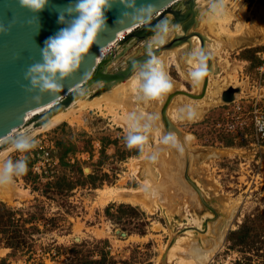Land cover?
Segmentation results:
<instances>
[{"label": "rangeland", "instance_id": "1", "mask_svg": "<svg viewBox=\"0 0 264 264\" xmlns=\"http://www.w3.org/2000/svg\"><path fill=\"white\" fill-rule=\"evenodd\" d=\"M227 13L228 20L214 17L208 0H195L188 32L204 34L207 46L214 42L212 50L223 49L215 53L220 71L212 90L219 95L239 85L237 101L264 43V0H229ZM194 37L176 51L178 62L170 66L164 60L173 91L178 85L201 91L185 60L199 47ZM118 68L117 62L110 70ZM96 89L49 127L32 128L29 120L14 131L33 133L36 149L0 148V160L27 156L29 168L9 187L0 186V264H264V142L248 126L230 127L236 122L234 101L222 102L213 92L198 104L178 94L167 116L184 143L180 154L161 143L167 131L160 108L168 94L147 103L129 94L126 101L110 103L98 102L104 92L93 96ZM187 104L197 108L195 122L178 115ZM131 111L160 117L142 121L151 125L143 153L125 144ZM156 151L153 162L147 156Z\"/></svg>", "mask_w": 264, "mask_h": 264}, {"label": "water", "instance_id": "2", "mask_svg": "<svg viewBox=\"0 0 264 264\" xmlns=\"http://www.w3.org/2000/svg\"><path fill=\"white\" fill-rule=\"evenodd\" d=\"M194 1L137 0L138 3L156 5L151 24L120 20L123 5L114 4L111 10L106 13L109 30L99 36L97 44H93L80 69L63 82L64 87L61 92L54 95L45 94L43 99L36 103L32 100L33 94L25 90L24 86L28 85L29 81L25 79L24 74L29 65L41 60L40 49L44 47L45 41L65 27L64 24L58 22V9L67 6L70 0H49L48 6L38 13L21 7L19 0H0V22L5 25L14 22L10 33L0 35V138L7 136L14 127L23 125L26 112L35 107L57 101L45 114H37L31 121L35 125H40L60 110L68 107L73 100L86 94L88 90L97 88L96 95H93L97 96L111 89L113 85L125 81L133 74V61L146 60L149 53L160 56L164 51L173 48L178 47V50H181L184 43L192 42L190 40L193 35L200 38L202 47H204L207 39L204 34L196 30L188 32L190 25L194 22ZM176 3L177 6L174 7ZM165 18L169 19L173 25H179L180 32H173L174 34L169 40L159 44V41L152 39L154 33L151 28ZM136 42H140V44L134 48ZM114 43L116 45L107 52L106 56L98 60L100 52L105 51ZM131 48L135 50L128 56H124ZM122 56L125 58L121 59ZM115 61L120 63V68L110 70L111 66H108ZM211 63L212 60L209 61L210 66ZM207 80L208 77H205L198 94L177 88L166 96L160 108L164 126L169 119L167 107L173 96L178 93L201 99ZM240 90L239 85L224 90L223 94L226 97L222 102H233L236 100V93ZM233 92H235L234 98H232ZM203 110H206V106L203 107ZM170 122L174 129L173 122L171 120ZM165 129L167 132L169 131L166 127Z\"/></svg>", "mask_w": 264, "mask_h": 264}, {"label": "clouds", "instance_id": "3", "mask_svg": "<svg viewBox=\"0 0 264 264\" xmlns=\"http://www.w3.org/2000/svg\"><path fill=\"white\" fill-rule=\"evenodd\" d=\"M116 3L123 5L120 20L151 24L156 11L153 3H138L137 0H70L67 6L58 9V22L65 27L45 41L44 47L40 49L41 60L29 65L24 74L29 81L24 87L33 94V101L39 103L45 94L54 95L63 90V82L80 69L93 44H97L99 36L109 30L106 13ZM19 4L38 13L48 6L49 0H19ZM228 4L229 0H208L210 15H226ZM13 24L0 22V35L10 33ZM151 30L154 33L152 39L163 44L169 35L179 30V25H173L165 18L152 26ZM187 55L190 61L188 76L195 85L211 74L214 66H210L209 61L214 59V53L205 47H193ZM132 69L133 90L140 102L159 100L175 87L165 62L152 53H149L146 60L133 61ZM177 112L181 119L192 122L199 119L197 108L192 104L180 107ZM145 116L149 121L160 119L159 114L143 111H131L126 117L128 128L124 137L125 144L128 149L137 148L141 153L149 145L147 133L151 127L150 124L142 123ZM258 130L264 131V127ZM5 143L10 144L14 151L28 153L37 148L39 141L31 132H20L0 138V144ZM161 143L175 148L180 154L185 152L184 143L175 131L164 134ZM159 154V151L149 152L147 158L155 162ZM28 171L27 156L0 160V186L13 184L16 178L26 175Z\"/></svg>", "mask_w": 264, "mask_h": 264}, {"label": "bare ground", "instance_id": "4", "mask_svg": "<svg viewBox=\"0 0 264 264\" xmlns=\"http://www.w3.org/2000/svg\"><path fill=\"white\" fill-rule=\"evenodd\" d=\"M204 0H202V2H203ZM194 3H195V1H194ZM194 11V8L192 9V12ZM230 17V15H228V13L226 14V17L225 18H227L226 20H228V18ZM213 18V17H212ZM218 21V20H217ZM180 31V30H179ZM178 31V32H179ZM131 32V31H130ZM184 32V31H183ZM197 37V36H196ZM123 38V37H122ZM200 39V38H199ZM194 40V35H193V37L191 38V40L190 41H193ZM159 44H161V43H159ZM207 43H206V41H205V43H204V47L205 48H207V49H209V47L206 45ZM116 45V43H114L112 46H110L108 49H106L105 51H103V52H100V55H99V57H98V60H100L101 58H103L104 56H106V54H107V52L113 47V46H115ZM165 53V51L163 52V53H161L160 54V56H158V57H160V58H162L163 60H165L166 61V59H167V57H168V54L170 53V54H172L173 56L172 57H174L173 59H174V61H176L177 62V60H176V50H167V52H166V54H164ZM165 55V56H164ZM115 62H117V61H115ZM115 62H113L112 64H110L108 67H112L114 64H115ZM186 62H187V64L190 66V61L189 60H186ZM211 66H214L213 67V70H212V72H211V74L208 76V80H207V85H206V88H205V92H204V95H203V97L201 98V99H195V98H193L192 96H187L189 99H190V102H195V103H203V102H206L205 100L207 99V100H209L208 99V97H210L209 95L210 94H212L213 92H217L216 94L218 95V90L217 91H213L212 90V88H213V85L214 84H216L215 82H216V79H217V76L219 75V71H220V69H219V64L217 63V61L215 60V58L212 60V63H211ZM132 76H133V74L128 78V79H126L125 81L126 82H119V83H117V84H115V85H113L112 87H111V89H109V90H107V91H105L103 94L104 95H102V97L100 96V97H98V98H96V100H98V102H101V100H106V101H108V102H110V103H117V102H121L122 100H124V101H126L127 100V96L129 95V94H132V97L133 98H136L135 97V95H136V93L134 92V90H133V83H132ZM203 83H204V80L202 81V82H200V83H198V87H200V89H201V87H202V85H203ZM229 87H234V86H229ZM215 88V87H214ZM217 88L219 89V87L217 86ZM235 88V87H234ZM227 89H229V88H226V89H224V90H227ZM220 90H221V88H220ZM219 90V91H220ZM224 90H221V92H220V94L218 95V97L219 98H222V100L224 101L225 100V98L224 97H226V95L225 94H223V92H224ZM200 91V90H199ZM88 92V91H87ZM86 92V93H87ZM239 93V92H238ZM238 93H236V98H237V94ZM101 94V93H100ZM84 95H86V94H84ZM84 95H82V96H84ZM177 95H178V93H176L174 96H173V98H172V100L170 101V103L168 104V107L172 104V101L174 100V98L175 97H177ZM183 95V94H182ZM81 96V97H82ZM181 96V95H180ZM229 96H231V95H229ZM233 96H235V92H233V94H232V98H234ZM105 97V98H104ZM217 97V98H218ZM78 98H80V97H78ZM78 98H76L77 100H78ZM83 98V97H82ZM231 98V99H232ZM75 99V100H76ZM126 99V100H125ZM132 99V98H131ZM75 100H73L72 101V103L73 102H75ZM192 100V101H191ZM198 100H200V101H198ZM57 103V101H52V102H49V103H47V104H44V105H41V106H38V107H35V108H33V109H31V110H29V111H27L26 112V114H25V119H24V121H29L30 120V122L33 120V118L37 115V114H40V115H43V114H45L46 113V111L47 110H49V109H51L55 104ZM71 103V104H72ZM71 104L68 106V107H71ZM136 106V105H135ZM137 107H139L138 105H137ZM167 107V108H168ZM67 108V107H66ZM66 108H64V109H62V110H60L59 112H57L56 114H54L53 116H51L50 118H48L46 121H44V122H42V124H40V125H35L34 124V126L32 127V128H47V127H49L51 124H52V121H53V118H56V116L58 115V114H60L63 110H65ZM44 111V113H42ZM168 111V110H167ZM55 116V117H54ZM25 123V122H24ZM24 125V124H23ZM23 125H21V126H23ZM167 125V126H166ZM166 128L169 130V131H172V129H173V127H172V124H171V122H170V120L169 119H167V123H166ZM21 126H18V127H14L13 129H12V131L11 132H13L14 133V131L16 130L17 131V128H19V127H21ZM38 126V127H37ZM171 129V130H170ZM174 130V129H173ZM168 131V132H169ZM10 132V133H11ZM9 133V134H10ZM8 134V135H9ZM9 144H7V143H5V144H2V145H0V148H4V147H7ZM8 148H6L5 150H2V152H4V151H6ZM6 187H9L8 185L6 186ZM4 189V188H3ZM9 189V188H8ZM11 189V188H10ZM2 191V190H1ZM134 191V190H133ZM132 191V192H133ZM3 192V191H2ZM4 193V192H3ZM119 193V192H118ZM136 193V192H135ZM120 194V193H119ZM126 194V195H125ZM129 194V193H128ZM11 195V194H10ZM9 195V196H10ZM116 195V194H115ZM121 195V194H120ZM131 196H132V193L130 194ZM1 196V195H0ZM4 196V195H3ZM124 196L125 197H127V193L125 192L124 193ZM2 197V196H1ZM121 197V196H120ZM133 198H134V196H132ZM132 197H130V198H132ZM129 198V197H128ZM129 198V199H130ZM132 198V199H133ZM137 198V197H136ZM139 200H142V198H140ZM145 202V201H144ZM143 202V203H144Z\"/></svg>", "mask_w": 264, "mask_h": 264}, {"label": "built area", "instance_id": "5", "mask_svg": "<svg viewBox=\"0 0 264 264\" xmlns=\"http://www.w3.org/2000/svg\"><path fill=\"white\" fill-rule=\"evenodd\" d=\"M255 54L257 63L250 76L251 81L246 80L244 85H247V88H244L240 98L234 101L232 116L236 122H231L230 127L248 126L252 129L256 141L264 142V131L258 130L264 127V43Z\"/></svg>", "mask_w": 264, "mask_h": 264}, {"label": "crops", "instance_id": "6", "mask_svg": "<svg viewBox=\"0 0 264 264\" xmlns=\"http://www.w3.org/2000/svg\"><path fill=\"white\" fill-rule=\"evenodd\" d=\"M210 30V29H209ZM213 35H215V34H213ZM198 37H196V39H197ZM194 39H195V37H194ZM214 39V37L212 38V40ZM198 40H199V43H198V45H199V47H202V43H201V40L198 38ZM194 41V40H193ZM212 43L214 44V42H210V44H209V50L210 51H212L213 53H214V58H215V60L218 62V60L216 59V56H215V53H218L219 51H222L223 49H221L220 47H218L217 49H215L216 48V46H214L215 48L213 49V50H215V52L210 48L211 47V45H212ZM217 45H221L220 43H218ZM220 48V49H219ZM178 47L177 48H173V49H170V50H176V51H178ZM169 50V51H170ZM172 54H168V57H167V59H166V63L168 64V63H170V62H174V60H173V58H172ZM162 59V58H161ZM163 60V59H162ZM185 60H189V58L188 57H186V59ZM164 61V60H163ZM165 62V61H164ZM178 62V61H177ZM168 65H174V64H168ZM180 85H178V88H180L179 87ZM176 89V88H175ZM175 100H177V99H175ZM174 101V100H173Z\"/></svg>", "mask_w": 264, "mask_h": 264}]
</instances>
